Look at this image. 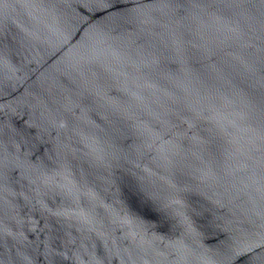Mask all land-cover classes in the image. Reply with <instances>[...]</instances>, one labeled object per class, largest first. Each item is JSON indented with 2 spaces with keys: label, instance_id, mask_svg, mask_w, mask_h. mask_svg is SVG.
I'll return each instance as SVG.
<instances>
[{
  "label": "water",
  "instance_id": "water-1",
  "mask_svg": "<svg viewBox=\"0 0 264 264\" xmlns=\"http://www.w3.org/2000/svg\"><path fill=\"white\" fill-rule=\"evenodd\" d=\"M140 2L119 25L86 0H0V126L26 132L0 165V252L13 264H56L51 248L79 257L66 264L109 251L207 264L209 250L259 241L264 176L244 119L259 22L204 0ZM192 108L198 141L184 135ZM172 176L187 223L145 192L166 197ZM262 258L240 251L232 264Z\"/></svg>",
  "mask_w": 264,
  "mask_h": 264
},
{
  "label": "snow or ice",
  "instance_id": "snow-or-ice-1",
  "mask_svg": "<svg viewBox=\"0 0 264 264\" xmlns=\"http://www.w3.org/2000/svg\"><path fill=\"white\" fill-rule=\"evenodd\" d=\"M173 2L180 8L184 7L181 0H173ZM134 6L131 9L115 10L117 0H86L85 7L99 8L104 11L113 9L109 13L111 19L119 25L130 23L136 14L144 11L147 7L146 4L140 0H133ZM204 3L209 8H221L224 14H230L233 9L240 8L244 10V14L249 20L258 21L260 25L261 35L258 37L259 48L261 51V59L259 64H252L249 70L253 73H260L259 87H252L248 89V106L244 113L245 122L253 129L257 136L258 144L249 151L253 153L252 159H255L256 154L259 155L260 171L264 176V0H204ZM187 120L191 121L187 132L184 133L185 137L191 140H199L200 136L195 131L197 121L199 120V113L196 109H190V114L186 113ZM184 117H181L183 119ZM65 119L71 120V110L66 113ZM191 133V136L188 134ZM168 134V133H165ZM17 137H26V132L23 130L9 129L6 126H0V165L3 164L4 153L8 147L17 144ZM21 143H31L30 140H21ZM164 158H167L165 156ZM165 190L169 193L166 197H161L148 189H145L147 195L158 203L161 211L165 214L175 213L184 217V222H188L186 216V209L180 199H177V194L182 192L180 183L175 176H172L166 185ZM261 192L264 193V185L261 187ZM259 241L246 243L243 247L234 246L228 242L216 249L209 250L205 255L207 256V264H232L240 251L255 252L256 248H260L261 253L264 254V214H262L261 223L259 225ZM135 252L126 254L120 252H106L103 256L92 254V261L94 264H103V261L115 258L117 255L122 257L124 264H131L132 255ZM169 255H174V252L169 251ZM49 255L56 261V264H66L68 259H78L79 257L73 255L68 257L65 252L57 251L55 248L49 250ZM0 264H13L11 257L6 252H0ZM260 264H264V258L261 259Z\"/></svg>",
  "mask_w": 264,
  "mask_h": 264
}]
</instances>
